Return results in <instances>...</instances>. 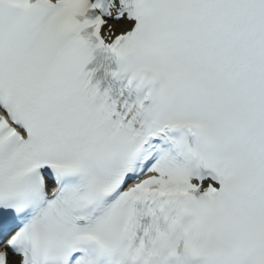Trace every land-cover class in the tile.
Listing matches in <instances>:
<instances>
[{"label": "snow or ice", "instance_id": "6c2138e0", "mask_svg": "<svg viewBox=\"0 0 264 264\" xmlns=\"http://www.w3.org/2000/svg\"><path fill=\"white\" fill-rule=\"evenodd\" d=\"M0 264H264V0H0Z\"/></svg>", "mask_w": 264, "mask_h": 264}]
</instances>
